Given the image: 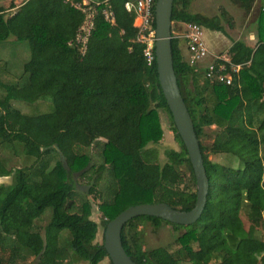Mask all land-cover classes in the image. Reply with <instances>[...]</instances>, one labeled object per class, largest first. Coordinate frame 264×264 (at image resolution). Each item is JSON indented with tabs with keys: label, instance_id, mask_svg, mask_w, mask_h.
<instances>
[{
	"label": "trees",
	"instance_id": "1",
	"mask_svg": "<svg viewBox=\"0 0 264 264\" xmlns=\"http://www.w3.org/2000/svg\"><path fill=\"white\" fill-rule=\"evenodd\" d=\"M124 1L89 4L92 30L83 56L74 38L84 15L70 5L80 0H24L10 14L0 7V43L14 38L29 48L21 85L0 83V178L11 175L9 184H0V264H14L24 254L36 258V264H99L107 259L102 240L95 242L97 224L90 219L86 201L77 212L70 211L76 195L73 175L85 176L89 163L80 149L98 139L104 140V159L112 156L122 165L120 173L115 171L116 181L132 188L121 187V198L115 193L114 203L101 205L104 212H110L100 222L101 233L109 220L136 204L125 203L119 210L117 205L133 198L179 211H189L194 205L195 184L186 151L160 92L154 58L150 64L145 62L144 46L136 41ZM232 1L245 13L254 3ZM190 2L172 0V24H194L224 34L219 17L189 12ZM8 8L15 6L10 2ZM101 10L112 13V23L103 19ZM255 24L254 47L236 40L227 51L229 63L240 66L237 74H231L229 85L207 79L204 71L189 66L181 53L185 41L171 34L173 73L198 141L207 179L206 201L198 220L189 226L148 216L126 222L120 232L121 246L133 263L177 264L184 259L188 264H206L221 256L215 264H264V242L255 236L264 227V158L260 157L264 146V0ZM36 101L41 102L33 105L38 112L48 102L50 111L34 114L33 108V113L24 114L14 108L17 102L30 105ZM158 110L168 116L178 146V150L164 151L162 164L152 151L144 150L161 137ZM212 125L217 132L206 147L203 127ZM18 145L32 162L28 167L8 169L1 152L16 151ZM207 151L230 155L237 165L219 166L207 159ZM52 153L58 159L49 168L47 156ZM180 168L187 175L188 185L183 189L178 188L183 177ZM100 170L102 166L92 172L94 182ZM124 170L128 184L121 176ZM46 209L48 222L39 234L33 222ZM145 223L155 229L167 224L181 230L176 256L163 248L142 250L137 228ZM62 230L68 232L64 244L58 242ZM256 249L262 252L259 259L253 255Z\"/></svg>",
	"mask_w": 264,
	"mask_h": 264
},
{
	"label": "rangeland",
	"instance_id": "2",
	"mask_svg": "<svg viewBox=\"0 0 264 264\" xmlns=\"http://www.w3.org/2000/svg\"><path fill=\"white\" fill-rule=\"evenodd\" d=\"M24 0H0V7L5 10L6 14H10L16 10V8ZM11 2L15 6L13 9H9L8 5ZM262 0H254V3L249 12L245 13L237 4H234L232 0H191L188 11L191 13H199L207 17L220 18L221 24L224 27V34L212 33L207 30H202L203 42L205 44L208 52L225 55L227 56V51L230 45L236 41H242L249 47H254L256 44V16L258 10L261 7ZM221 15V17H220ZM170 31L172 36L180 32V27L178 24L170 23ZM181 53L183 59L185 58L184 46H181ZM29 48L25 41H15L14 38H10L0 43V83L9 84L13 86L21 85L22 80V66L28 60ZM205 62L201 63L197 69L204 71ZM240 68V66H239ZM239 70V69H238ZM238 72V71H237ZM237 74V73H236ZM246 83V82H245ZM248 83V82H247ZM3 91L0 89V95ZM264 100V99H263ZM41 103L40 101L33 102L30 105L17 102L14 104V108L20 113L31 114L33 105ZM40 106V105H39ZM38 106V107H39ZM42 108L41 106L39 109ZM35 109V110H34ZM34 114L48 113L51 109V104L48 102L46 106L39 112L38 108H34ZM37 111V112H35ZM158 121L161 129V137L158 143L152 145L148 143L144 150L152 151L155 155V159L158 163L162 164L165 161L164 151L166 149L178 150V146L173 139V134L171 132V125L168 116L165 112L158 110ZM217 132V128L212 126L203 127L204 137L202 138V144L204 146H209L213 140L214 135ZM104 140L98 139V141L93 142L87 148H81L80 151L86 154L89 158V163L86 170L85 176L81 177L80 173L73 175V181L76 188V195L71 199L70 211L77 212L79 210V205L82 201H86L89 207L90 219L97 224V233L95 237V242L100 243L102 240L101 231V220L107 218L109 211L104 212V208L101 205L108 203H114V195L117 193V197H120V192L122 188L126 187L127 191H131L128 184L129 175L128 171L124 170L121 176L128 184L124 185L121 181L119 183L115 179V171L121 172V163H115L112 156L104 159L102 154V143ZM16 151H2L1 157L6 161V167L8 169H17L22 167H28L32 158L26 157L22 152L21 148L15 147ZM207 159L219 166L223 167H235L237 165L236 160L227 154H210L206 152ZM48 157L50 161L49 168L58 159L57 155L52 153ZM260 157L264 158V146L260 147ZM98 166H102V170L99 173V180L94 182L95 173H92L97 169ZM89 171V172H88ZM180 173L183 174L182 180L178 184L179 189L185 188L187 183V175L183 168H180ZM11 181V175L8 177L0 178V184H9ZM122 187V188H121ZM91 190V191H90ZM117 191V192H116ZM90 192V193H89ZM89 193V194H88ZM115 196V197H116ZM114 198V200H113ZM147 200L141 198H133L129 201L120 203L117 205V210L121 209L122 205L128 204H145ZM82 205V204H81ZM80 205V206H81ZM49 209H46L44 213L34 220L33 230L37 231L39 234L42 233L43 227L48 222ZM240 218L244 225L247 224L245 216L240 213ZM139 231V240L142 250H151L154 248H163L174 256L177 255L178 245L176 243V237L180 235L181 230H174L170 225L160 224L158 228H153L150 224H142L137 228ZM68 232L62 230L58 237V242L64 244L65 238ZM255 236L264 242V227L259 228ZM8 249L6 250L4 259L8 255ZM261 251L256 249L253 255L256 259L261 256ZM25 256V257H24ZM24 257V258H23ZM23 259H15L14 264H36V258L29 256L27 254L23 255ZM221 259V256L215 260L210 261L206 264H215ZM65 262V260H64ZM107 259L102 260L99 264H109ZM73 264H87L86 262L75 261ZM177 264H188L184 259H179ZM258 264V263H257Z\"/></svg>",
	"mask_w": 264,
	"mask_h": 264
},
{
	"label": "water",
	"instance_id": "3",
	"mask_svg": "<svg viewBox=\"0 0 264 264\" xmlns=\"http://www.w3.org/2000/svg\"><path fill=\"white\" fill-rule=\"evenodd\" d=\"M171 7L172 0H155L154 2L153 56L160 92L191 167L195 184V201L189 211L172 209L164 203H149L132 205L119 212L105 224L102 233V248L110 264H135L121 246L120 232L126 222L136 217L148 216L174 225L189 226L198 220L206 201L207 179L198 141L179 94L172 68Z\"/></svg>",
	"mask_w": 264,
	"mask_h": 264
},
{
	"label": "built area",
	"instance_id": "4",
	"mask_svg": "<svg viewBox=\"0 0 264 264\" xmlns=\"http://www.w3.org/2000/svg\"><path fill=\"white\" fill-rule=\"evenodd\" d=\"M70 1V0H65ZM155 0H126L123 3L125 12L132 15V27L136 30V41L143 44V57L147 64H150L153 57L154 42V18L153 7ZM85 0L80 3L71 2L72 8L80 11L83 15V21L79 26L74 43L78 47L79 54L84 55L87 39L92 30L93 10ZM98 5V2L92 3ZM103 19L112 23L113 15L107 10H101ZM180 32L174 35L175 38H181L185 41V62L195 68L205 62V78L213 79L215 82L229 85L231 83V74H236L239 65L234 66L229 63L225 55L210 54L203 42L202 30L194 24H178Z\"/></svg>",
	"mask_w": 264,
	"mask_h": 264
},
{
	"label": "crops",
	"instance_id": "5",
	"mask_svg": "<svg viewBox=\"0 0 264 264\" xmlns=\"http://www.w3.org/2000/svg\"><path fill=\"white\" fill-rule=\"evenodd\" d=\"M96 2H100V0H85V3H96ZM211 54H214V53H211ZM234 66H237V65H234Z\"/></svg>",
	"mask_w": 264,
	"mask_h": 264
}]
</instances>
